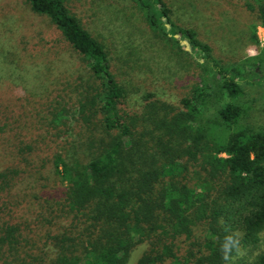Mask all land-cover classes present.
I'll list each match as a JSON object with an SVG mask.
<instances>
[{"label": "trees", "instance_id": "16d2710c", "mask_svg": "<svg viewBox=\"0 0 264 264\" xmlns=\"http://www.w3.org/2000/svg\"><path fill=\"white\" fill-rule=\"evenodd\" d=\"M24 1L82 66L73 73L67 65L63 81L33 75L25 82L41 72L34 54L11 67L8 57L0 60V84L20 86L38 104L34 126L30 110L23 120L0 110V264H127L140 244L146 250L137 264H231L237 250L223 259L227 236L240 234L239 249L257 243L264 128L225 132L242 113L232 101L243 93L239 70L177 26L165 0H128L177 49L192 46L198 67L216 80L215 94L231 99L209 118L204 87L177 104L154 91L130 103L106 46L65 0ZM260 17L264 26V6ZM54 87L68 94L52 96ZM41 241L54 242L45 257ZM242 264H264V254Z\"/></svg>", "mask_w": 264, "mask_h": 264}, {"label": "rangeland", "instance_id": "374dc122", "mask_svg": "<svg viewBox=\"0 0 264 264\" xmlns=\"http://www.w3.org/2000/svg\"><path fill=\"white\" fill-rule=\"evenodd\" d=\"M65 1L82 25L106 46L113 72L129 90L130 103L137 101L142 92L154 91L161 100L177 104L182 97L192 94L196 87H204L208 92L205 102V115L208 117L231 101L226 94H215L216 80L212 74L198 67L192 46L186 47L187 53L177 49L147 26L139 10L128 0ZM165 1L169 16L177 26L194 30L196 36L210 46L217 60L235 66L239 77L244 76L240 80L243 93L232 99L241 106V116L237 124L225 132L264 128V26L260 17L264 0ZM29 54H34L41 72L27 74L25 82H30L33 75L34 78L50 76L52 81H63L61 70L65 71L67 65L73 73L75 68L82 66L54 26L46 18L32 15L24 0H0V60L8 57L7 67L21 65ZM61 59L72 61V64L63 63ZM49 61H52L50 68L47 66ZM21 90L20 86L10 88L6 82L0 84V110L19 114V117L22 114L21 120L25 119L24 110H30L28 122L34 126L38 104L26 101ZM66 94L68 92L55 90V87L51 93L55 97ZM31 136V133H26L24 140L30 141ZM44 151L43 148L41 152ZM58 226L66 225L60 222ZM53 243L41 241L39 249L43 257L49 248L54 247ZM145 250L146 245H138L131 252L127 264H137ZM259 254H264V231L257 243L241 247L230 263L251 262Z\"/></svg>", "mask_w": 264, "mask_h": 264}, {"label": "clouds", "instance_id": "9594fccd", "mask_svg": "<svg viewBox=\"0 0 264 264\" xmlns=\"http://www.w3.org/2000/svg\"><path fill=\"white\" fill-rule=\"evenodd\" d=\"M239 245H240V234H236V238H234L232 235H229L226 237L225 243L222 246V252H223V259L229 260L230 256L229 253L233 248H235L239 254Z\"/></svg>", "mask_w": 264, "mask_h": 264}]
</instances>
